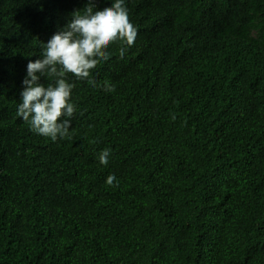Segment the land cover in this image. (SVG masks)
Returning <instances> with one entry per match:
<instances>
[{
  "label": "trees",
  "instance_id": "16d2710c",
  "mask_svg": "<svg viewBox=\"0 0 264 264\" xmlns=\"http://www.w3.org/2000/svg\"><path fill=\"white\" fill-rule=\"evenodd\" d=\"M129 3L52 141L17 110L67 1L0 0V264H264V0Z\"/></svg>",
  "mask_w": 264,
  "mask_h": 264
},
{
  "label": "clouds",
  "instance_id": "9594fccd",
  "mask_svg": "<svg viewBox=\"0 0 264 264\" xmlns=\"http://www.w3.org/2000/svg\"><path fill=\"white\" fill-rule=\"evenodd\" d=\"M66 1L68 10L54 11L61 17L54 23L55 31H59L47 44H42V58L27 65L17 110V116L28 122L32 131L52 141L71 139V117L76 111L71 98L76 84L69 82L67 75L97 87V81L91 78L92 71L111 58L109 49L115 44L120 45L119 56L123 59L125 46L134 45L140 26L133 16L135 9L129 3L132 0ZM41 77H51L54 83L45 86L40 83ZM103 85L105 90L115 91L109 81ZM110 155L111 149L101 151L100 164L106 166ZM114 182L118 184L115 175L110 174L106 183L111 186Z\"/></svg>",
  "mask_w": 264,
  "mask_h": 264
}]
</instances>
